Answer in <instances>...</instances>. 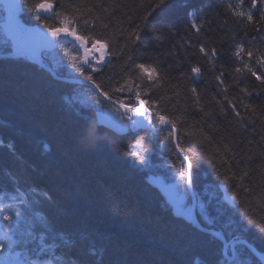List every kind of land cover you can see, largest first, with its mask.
<instances>
[{
	"label": "trees",
	"instance_id": "obj_1",
	"mask_svg": "<svg viewBox=\"0 0 264 264\" xmlns=\"http://www.w3.org/2000/svg\"><path fill=\"white\" fill-rule=\"evenodd\" d=\"M36 2L20 0V6L24 8ZM54 2L57 11L70 12V5L108 4L110 0ZM230 2L236 0H168L156 8L157 0H118L121 7L110 9V23L128 30L140 25V39L129 48L138 63L158 65L172 76H178L180 70L190 74L192 66H200L202 77L196 84L204 97L202 103L211 109L216 101H221L227 108L224 93L214 77L222 70L227 83L233 84L231 73L237 66L233 56L235 42L243 41L247 45L251 41L255 47L264 48V32L245 31L226 11ZM249 3L250 0H245V8ZM142 16H147V20L142 22ZM18 18L30 21L27 14H18ZM7 21L8 13L0 4V53L10 47L11 38L4 27ZM193 22L200 27L199 33L191 27ZM49 23L55 25L57 21L49 18ZM28 26L39 25L32 21ZM61 39L65 47L73 48L74 42ZM123 45V37L111 41V58L101 71L92 73L101 85L100 90L109 91L115 100L129 95L112 92L127 74ZM201 45L206 50L217 49L215 68L211 71L210 64L199 53ZM42 61L59 76L80 77L68 66L58 47L43 51ZM184 83L191 86L188 80ZM258 83L249 76L241 79L239 86L251 88ZM238 91L233 84L229 98ZM92 95L100 103L89 99ZM244 102L264 105V92L254 93ZM108 105L86 83L57 79L45 68L22 58H0V183L8 179V173L17 176L20 184L49 194L51 200L39 203V207L52 229L63 233L69 241L66 252L73 264H230L220 239L175 216L166 197L148 182L151 176L160 177L184 194L177 171L181 168L187 171V162L172 143L165 146L160 142L167 132L159 135L149 132L145 144L150 149L146 166L127 155L134 150L137 134L144 135V128L117 134L100 125L103 136L96 147L83 149L78 145L76 137L83 117L96 121L97 110ZM181 106L186 108L185 127L198 124L213 143L223 138V142L230 143L239 153L230 172L225 168L217 170L206 156L193 157L197 214L201 202L208 213L205 217L197 215L200 224L223 233L229 241L245 242L237 245L241 258H246L248 264H262L253 250L264 257V233L257 227L264 223V199L257 196L264 188V177L258 171H251L261 160L248 161L242 151L244 139L259 140V135L251 132L252 125L247 126L248 131L240 129L239 118L234 114L225 116L217 110L209 119L191 101L182 99L177 108ZM238 110L246 122L247 111L243 107ZM209 124L213 127H208ZM181 142L197 153L211 148L210 144L197 143L187 134L181 135ZM237 163L241 170L250 171V176L240 182L250 189L247 193L232 187L237 183L235 180L230 179L228 185L222 183L225 173L231 176L237 171ZM173 164L175 167H170ZM232 191L239 203L230 199Z\"/></svg>",
	"mask_w": 264,
	"mask_h": 264
},
{
	"label": "snow or ice",
	"instance_id": "obj_2",
	"mask_svg": "<svg viewBox=\"0 0 264 264\" xmlns=\"http://www.w3.org/2000/svg\"><path fill=\"white\" fill-rule=\"evenodd\" d=\"M167 2L168 0H157L155 7L159 8ZM244 5L245 0H236L235 3L227 4L226 11L235 18L239 25L243 26L245 31L251 29L264 32V0H250L247 8ZM57 7L54 0H38L31 5L26 4L24 8L15 4L8 5L9 17L15 21V31L11 34L15 54L23 57L35 52L38 46L48 49L58 47L66 58L68 66L94 89L100 90L101 85L96 83L92 73L101 71L106 58H111L110 42L118 36L123 37L124 45L121 51L126 53L127 74L123 77V82L119 87L113 88L112 92H127L129 95L126 99L114 101L109 91L101 90L99 95H102L105 100L118 104L119 108L123 109L121 120L129 122L134 128L145 129L143 136L137 134L134 150L127 153L137 163L144 166L148 164L146 154L150 149L145 147V144L149 132L153 135L167 132V135L162 136L160 142L165 146L172 143L174 148L183 155L184 161L187 162V171L183 168L179 169L177 177L183 184L184 195L173 197L178 215L188 219L193 217L192 207H188L185 203L189 192H191L192 202L198 200L196 193L192 191L194 188L193 157L206 156L208 163L214 168L217 170L225 168L230 172L232 162L239 155L230 143L223 142V138L221 141L213 143L198 124L190 125L192 130L189 131V127H185L187 123L186 108L183 106L177 108V104L182 99L191 101L203 114V117L212 119L218 110L225 116L234 114L236 118H239L237 124L244 131H248V125H252L251 132L258 134L259 140L244 139L245 148L242 151L245 152L248 161L261 160V164L251 171H258L264 177V105L258 106L244 102L254 93L259 95L260 92H264V48L255 47L251 41L247 45L243 41L235 42L233 56L237 66L234 67L231 75L233 84L239 91L229 98L228 92L233 84L227 83V78L221 70L214 79L218 81L217 86L224 93L227 108L221 101H216L215 107L209 109L202 103L204 97L199 93L196 84V81L202 77L200 66H192L190 74L180 70L178 76H172L158 65L136 62L129 48L140 39L138 32L140 25L128 30L114 27L110 23V9L121 7L118 0H110L108 4L82 2L78 5H70L69 7L72 9L70 12L57 11ZM256 12L259 13L258 16L255 14ZM18 14L20 16L27 14L30 17L29 22L34 21L39 27L28 26L29 22L18 18ZM49 18H54L57 23L50 24ZM140 20L146 21L147 16L140 17ZM191 27L197 33L201 31L195 22L191 24ZM45 32L48 34L47 36L44 34ZM49 36L51 39H48ZM61 37L70 38L74 42L71 50L64 46V40ZM5 51L11 55L13 48H6ZM199 53L203 54L206 62L210 64V71L215 68L214 57L217 55L215 47L206 50L205 46L201 45ZM249 76L253 77L255 82H259L258 85L251 88L240 87L241 79ZM185 80L190 81L191 86L185 84ZM89 99L100 103L96 95L90 96ZM238 107H243L247 111L246 122ZM228 109L231 111L229 112ZM134 117H139V119ZM208 127H213V124H209ZM182 134L192 136L197 143L210 144V150L197 153L190 147H184L181 142ZM102 136L100 122L93 121L86 116L83 117V124L76 137L78 145L83 149L96 147ZM44 147L47 150V145ZM170 167L174 168L175 165H170ZM236 167L237 171L232 172L231 176L226 173L223 175L222 183L228 185L230 179L235 180L237 183L232 187L241 188L247 193L250 189L240 182L250 176V171L247 168L241 170L239 163L236 164ZM6 175L13 187L11 192L7 188L0 190V256H2L3 264H71L63 254L57 252L60 248L68 247L69 241L65 239L63 233L52 229L49 219L45 215L35 210L39 203L51 200L49 194L32 186L25 189L21 186L17 176L8 173ZM257 196L264 199V188H261ZM230 199L239 203L234 191L231 192ZM199 207L200 212L197 215L207 216V209L202 202ZM249 222L256 223L251 220ZM257 227L261 233H264V223L258 224ZM216 235L224 247L225 257L230 261V264H248V260L242 259L237 249V245L245 242L229 241L223 237V233ZM229 251L230 256L228 255Z\"/></svg>",
	"mask_w": 264,
	"mask_h": 264
},
{
	"label": "bare ground",
	"instance_id": "obj_3",
	"mask_svg": "<svg viewBox=\"0 0 264 264\" xmlns=\"http://www.w3.org/2000/svg\"><path fill=\"white\" fill-rule=\"evenodd\" d=\"M19 3H20V0H19ZM86 84H88V82L86 83ZM88 85H90V84H88ZM92 88H93V86L92 85H90ZM94 89V88H93ZM95 91H96V93H98L99 94V92L101 91V90H97V89H94ZM103 99H104V97L102 96V95H100ZM105 100V99H104ZM112 100L114 101L115 99H113L112 98ZM107 102H109V107L108 106H106V107H104L103 109H101V110H103V114H104V117L106 118V122H108V125H110L111 127H115V128H121V126L122 125H124V124H127L128 125V127H129V124L125 121V120H121V113L123 112V110L122 109H120V108H118L117 106H119L118 104H114V103H112V101H109V100H106ZM112 106H114V108H111ZM138 119H139V117H138ZM126 128V129H128L129 130V128ZM189 196L191 197V193L189 194ZM196 209H197V207H196ZM195 209V210H196ZM197 211V210H196ZM197 213V212H196ZM195 213V214H196ZM194 220H195V217H192ZM195 224H196V222H194ZM198 224H200V222L198 223ZM197 225V224H196Z\"/></svg>",
	"mask_w": 264,
	"mask_h": 264
},
{
	"label": "rangeland",
	"instance_id": "obj_4",
	"mask_svg": "<svg viewBox=\"0 0 264 264\" xmlns=\"http://www.w3.org/2000/svg\"><path fill=\"white\" fill-rule=\"evenodd\" d=\"M13 2H14V4L15 5H18L19 6V2L18 1H16V0H13ZM47 36V35H46ZM49 38V37H48ZM128 127V125L127 124H124V125H122L121 126V129H126ZM152 181H154L155 183H157L159 186H161L162 188H164L163 187V185L162 184H164L163 182H162V180L161 179H159V178H152L151 179Z\"/></svg>",
	"mask_w": 264,
	"mask_h": 264
},
{
	"label": "water",
	"instance_id": "obj_5",
	"mask_svg": "<svg viewBox=\"0 0 264 264\" xmlns=\"http://www.w3.org/2000/svg\"><path fill=\"white\" fill-rule=\"evenodd\" d=\"M196 220H197V219H196V217H195V220H194V221L197 222ZM209 232H210V233H213V234H216V232L211 231V230H210Z\"/></svg>",
	"mask_w": 264,
	"mask_h": 264
}]
</instances>
